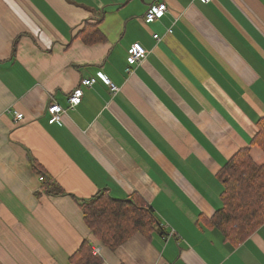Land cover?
<instances>
[{
	"label": "crops",
	"instance_id": "1",
	"mask_svg": "<svg viewBox=\"0 0 264 264\" xmlns=\"http://www.w3.org/2000/svg\"><path fill=\"white\" fill-rule=\"evenodd\" d=\"M152 3L166 12L147 22ZM95 23L106 40L87 45ZM134 42L147 56L127 74ZM99 74L119 90L81 85ZM263 116L264 0H0V264H71L91 239L74 197L99 191L139 195L159 226L101 247L102 264H264V223L233 245L202 221Z\"/></svg>",
	"mask_w": 264,
	"mask_h": 264
},
{
	"label": "trees",
	"instance_id": "2",
	"mask_svg": "<svg viewBox=\"0 0 264 264\" xmlns=\"http://www.w3.org/2000/svg\"><path fill=\"white\" fill-rule=\"evenodd\" d=\"M96 24L85 25L77 37L87 45L104 42L105 36ZM256 127L250 146L234 154L217 172L223 185L221 207L202 220L207 228L218 229L233 245L242 243L264 223V162L258 165L250 155L251 147L264 154V116ZM33 166L40 169L35 163ZM43 177L46 193L65 195L62 189L53 188L50 178ZM74 199L91 239L83 240L69 257L71 264H102V258L92 254V245L115 250L136 234L149 238L159 227L153 209L137 194L114 199L99 191L87 199Z\"/></svg>",
	"mask_w": 264,
	"mask_h": 264
},
{
	"label": "built area",
	"instance_id": "3",
	"mask_svg": "<svg viewBox=\"0 0 264 264\" xmlns=\"http://www.w3.org/2000/svg\"><path fill=\"white\" fill-rule=\"evenodd\" d=\"M202 2L206 0H201ZM166 12V5L164 3H152L149 5L146 13L145 19L147 22H153L159 18H161ZM167 33H171V30H167ZM154 40H158L159 36L154 35ZM147 56V51L141 46V44L134 42L130 45L129 56L127 59V67L125 68V72L127 74L132 73V68L140 64ZM100 80L108 85L111 93H116L119 88L115 86L113 83L109 81L102 74H99L98 77L84 78L81 80V85L85 87H92ZM82 90L80 88H75L68 96H67V105L68 108H74L81 102L82 99ZM47 113L49 114V123L52 124L59 120L60 114L65 113V109H63L60 105L54 103L50 107L47 108ZM15 119L20 120L23 118V115L18 112H14ZM101 245L94 244L91 246V252L95 256L101 257Z\"/></svg>",
	"mask_w": 264,
	"mask_h": 264
}]
</instances>
